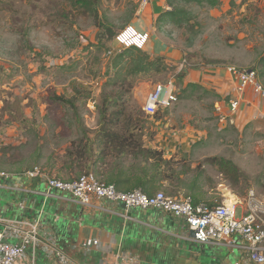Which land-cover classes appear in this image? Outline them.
Returning a JSON list of instances; mask_svg holds the SVG:
<instances>
[{
    "label": "rangeland",
    "instance_id": "rangeland-1",
    "mask_svg": "<svg viewBox=\"0 0 264 264\" xmlns=\"http://www.w3.org/2000/svg\"><path fill=\"white\" fill-rule=\"evenodd\" d=\"M88 1L86 10L78 0H0V170L64 169L72 142L98 127L102 95L115 91L122 93L128 115L139 120L141 135L153 138L159 129L196 131L185 184L199 177L202 194L213 189L234 200L255 190L264 198V117L262 123L260 118L241 125L229 109L237 94L230 68H253L259 76L264 71V0H221L213 8L184 4L187 23H163L157 33L169 71L134 76L127 94V86L108 84L113 61L123 50L116 37L130 25L140 29L145 7L140 9L141 0ZM171 79L179 98L156 114L172 119L163 127L146 104L153 87ZM189 79L203 88H186ZM59 95L76 109L58 101ZM212 157L234 162L242 173L238 181L207 161ZM76 167L78 174L85 171ZM170 191L192 195L185 186ZM44 198L38 196L39 208ZM46 202L49 209L52 201Z\"/></svg>",
    "mask_w": 264,
    "mask_h": 264
},
{
    "label": "crops",
    "instance_id": "crops-1",
    "mask_svg": "<svg viewBox=\"0 0 264 264\" xmlns=\"http://www.w3.org/2000/svg\"><path fill=\"white\" fill-rule=\"evenodd\" d=\"M169 9L167 0H150L141 9L144 16L139 23L140 29L137 24L133 25L139 31L149 33L146 49L153 56L167 57L157 35L159 30L156 20ZM190 82L199 83L198 80L189 79L186 85ZM231 82L235 87L233 78ZM220 105L227 109L225 102H219ZM262 117L264 99L252 88H247L235 122L245 125L261 118L259 123H262ZM170 121L172 119L166 115L160 120L155 119L156 124L163 127H167ZM195 135L196 131L189 127L180 131L159 129L153 138L146 132L142 137L146 146L160 148L166 157L180 160L187 159L196 151L197 148L192 144ZM71 163L73 166L68 168ZM77 164L68 158L62 161L61 167L65 166L62 170L54 166L46 168L58 178L70 181L82 174H78ZM23 171L13 172V185H8L4 179L0 180V218H42L58 237V247L75 264H233L241 258L238 246L241 242L237 239L231 245L200 244L193 239L183 219L155 209L127 210L124 205L107 200L96 202L94 208L87 209L69 194L58 190L47 193L42 181H29L20 176ZM163 189L171 196L187 194L180 192L174 195L169 185ZM226 194L216 193L212 189L200 197L201 201L215 204L225 200ZM38 196L45 197L41 208L38 206ZM48 199L52 203L46 209ZM21 204L25 207L21 208ZM57 222L63 224L61 237L57 236L54 229V223ZM96 239L97 244L94 243ZM12 241L18 243L16 239ZM26 257L28 260L36 259L38 264H48L40 249L35 254L32 249H28Z\"/></svg>",
    "mask_w": 264,
    "mask_h": 264
},
{
    "label": "built area",
    "instance_id": "built-area-1",
    "mask_svg": "<svg viewBox=\"0 0 264 264\" xmlns=\"http://www.w3.org/2000/svg\"><path fill=\"white\" fill-rule=\"evenodd\" d=\"M149 2L150 0H141L140 9ZM148 39V32L139 31L132 25L116 37L122 49L132 46L142 49ZM230 73L237 93L229 103L233 115L237 114L247 88H252L264 99V84L256 69L231 67ZM178 98L172 79L164 84L159 83L148 94L146 111L150 115L164 112ZM20 174L29 181H42L47 193L58 190L71 195L74 201L87 209L94 208L96 202L107 200L120 203L127 210L155 209L171 213L186 222L189 230L195 233L193 239L200 244L231 245L235 239L239 240L241 258L233 264H264V198L255 190H250L244 198L229 200L226 197L209 206L207 203L194 204L190 195L171 196L162 190L153 195H148L141 189L120 191L93 172L82 173L67 181L51 174L47 168L35 165ZM14 176L13 173L0 170V180ZM20 206L25 207L24 204ZM14 239L18 243L13 242ZM94 243L97 244L98 240ZM28 249H32L34 254L40 249L48 264H75L58 247L56 235L42 218H0V264H38L36 259H27Z\"/></svg>",
    "mask_w": 264,
    "mask_h": 264
},
{
    "label": "trees",
    "instance_id": "trees-1",
    "mask_svg": "<svg viewBox=\"0 0 264 264\" xmlns=\"http://www.w3.org/2000/svg\"><path fill=\"white\" fill-rule=\"evenodd\" d=\"M78 3L86 6V10L91 5L88 0H78ZM191 3L213 8L219 6L221 0H167L170 9L157 18L158 30L162 31L163 23H173L177 26L187 23L184 4ZM22 36L27 38V29L23 31ZM144 49L146 46L142 49L132 46L118 53L113 61L114 75L108 79V84L127 86L128 88H125V94H127L134 86V79H132L134 76L169 71L166 57L153 56ZM260 76L264 77V71ZM186 88L196 90L203 86L190 82ZM121 95L122 93L115 91L102 95L98 127L92 136L85 130L83 138L72 142V149L67 152L68 158L78 163L77 166L85 170V173L96 172L95 174L102 181L115 185L120 191L131 192L141 189L148 195H153L164 190L165 185H169L170 188L185 186L191 190L192 195H186L192 197L194 204L207 203L213 206V203L201 201L199 177L190 184H185L183 176L188 174L186 158L177 160L174 157H166L164 150L145 145L142 135L136 131V122L139 120L128 115L126 103L121 101ZM56 99L69 103L76 109L71 99L64 95H59ZM161 118V113L156 115L157 120ZM207 161L217 165L220 172L228 175V178L238 181L239 175L242 174L239 167L230 160L212 157ZM72 166L73 163L68 168Z\"/></svg>",
    "mask_w": 264,
    "mask_h": 264
},
{
    "label": "water",
    "instance_id": "water-1",
    "mask_svg": "<svg viewBox=\"0 0 264 264\" xmlns=\"http://www.w3.org/2000/svg\"><path fill=\"white\" fill-rule=\"evenodd\" d=\"M6 183L8 184V185H13V183H14V178H9V179H6ZM54 229H55V231H56V233H57V236H59V237H61L62 235V230H63V227H62V225L63 224H61V222H57V223H54ZM53 229V228H52ZM191 235H192V237H194L195 236V233L194 232H191ZM57 239H58V237H57Z\"/></svg>",
    "mask_w": 264,
    "mask_h": 264
},
{
    "label": "bare ground",
    "instance_id": "bare-ground-1",
    "mask_svg": "<svg viewBox=\"0 0 264 264\" xmlns=\"http://www.w3.org/2000/svg\"><path fill=\"white\" fill-rule=\"evenodd\" d=\"M225 188V187H224Z\"/></svg>",
    "mask_w": 264,
    "mask_h": 264
}]
</instances>
